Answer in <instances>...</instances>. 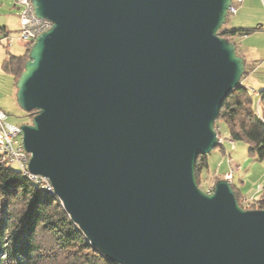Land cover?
<instances>
[{
	"label": "water",
	"instance_id": "95a60500",
	"mask_svg": "<svg viewBox=\"0 0 264 264\" xmlns=\"http://www.w3.org/2000/svg\"><path fill=\"white\" fill-rule=\"evenodd\" d=\"M231 2L31 0L52 26L15 84L27 169L115 264H264V209L194 176L245 73Z\"/></svg>",
	"mask_w": 264,
	"mask_h": 264
},
{
	"label": "trees",
	"instance_id": "16d2710c",
	"mask_svg": "<svg viewBox=\"0 0 264 264\" xmlns=\"http://www.w3.org/2000/svg\"><path fill=\"white\" fill-rule=\"evenodd\" d=\"M259 29L226 28L223 25L218 34L232 42L233 38L249 36ZM30 47L31 44H27L21 56H12L3 63V69L14 77L15 84L24 70ZM246 75L245 69L240 85L225 98L214 130L220 139L217 123L222 119L229 141L245 142L249 155L264 160V89L255 97L253 91L242 84ZM24 116L30 122L32 114L24 113ZM216 147L223 150V144ZM207 159L208 155L196 157L194 176L203 192H207L203 181L211 180V193L213 185L224 178L215 173L208 174ZM232 190L242 209H264V186L257 198H250L248 206L241 203L243 195L234 187ZM0 264L115 263L90 244L55 195L45 192L20 171L0 163Z\"/></svg>",
	"mask_w": 264,
	"mask_h": 264
},
{
	"label": "rangeland",
	"instance_id": "374dc122",
	"mask_svg": "<svg viewBox=\"0 0 264 264\" xmlns=\"http://www.w3.org/2000/svg\"><path fill=\"white\" fill-rule=\"evenodd\" d=\"M1 6H9V9L13 10V0H0ZM14 11L17 15L15 9ZM17 18L18 25L19 17ZM236 20H239V17L236 18V16L228 14L225 26H234ZM16 35L17 32L12 33V37H16ZM237 41L240 42L241 48L251 55V64L260 67L254 75H250L248 80L245 81V85L253 88L255 86L254 81L257 82V79L264 78V31L242 39L237 38ZM16 42H13L12 53L21 55L25 50L24 43L17 44ZM262 85L255 87L261 91L264 89ZM15 94L16 91L14 95L12 94L10 85L0 84V111L6 115L8 123L20 126L29 123V120L19 109ZM217 126L219 127L220 139L223 141V150L221 151L216 147L207 154L208 174L215 173L220 177H224V174L229 175L230 184L235 190L248 198H257L258 193L264 186V160L249 155L248 145L245 142H233L232 148L227 137V127L224 121L220 119ZM211 183V180H206L203 181L202 185L209 190L212 187Z\"/></svg>",
	"mask_w": 264,
	"mask_h": 264
},
{
	"label": "built area",
	"instance_id": "2783aa9c",
	"mask_svg": "<svg viewBox=\"0 0 264 264\" xmlns=\"http://www.w3.org/2000/svg\"><path fill=\"white\" fill-rule=\"evenodd\" d=\"M243 0H232L228 14L236 13V6L242 3ZM262 2L264 0H261ZM14 6L17 8L19 17V28L16 37H12L11 33H7L0 29V43L11 47L13 42H21L32 44L38 36L48 31L52 24L48 20L38 18L31 3V0H13ZM255 97L258 93L253 92ZM219 145L223 144L221 139H218ZM233 148V142L229 141ZM29 155L25 152L21 144V130L18 125L10 124L6 121V115L0 112V163L6 167L14 168L25 176L29 181L37 183L40 187L50 195H54L49 181L45 177L33 176L28 172L27 166ZM225 180L230 183V176L226 175ZM211 189L207 190L210 193ZM250 198L242 197L243 205L250 204Z\"/></svg>",
	"mask_w": 264,
	"mask_h": 264
},
{
	"label": "crops",
	"instance_id": "0c3cea01",
	"mask_svg": "<svg viewBox=\"0 0 264 264\" xmlns=\"http://www.w3.org/2000/svg\"><path fill=\"white\" fill-rule=\"evenodd\" d=\"M14 9L17 12V8L14 6ZM9 9V6H1L0 7V29L6 31L7 33H13L17 32V28H19V23L17 25V20H18V14L14 13L15 11ZM234 16L239 17V20H236L233 24L234 26H226V28H260L259 30L255 31L253 34H258L264 31V1L262 2L261 0H243L242 3L236 6V13ZM252 35V34H251ZM250 36V35H249ZM256 36H261V35H256ZM247 37V36H245ZM245 37H237L239 39L245 38ZM237 38H233L232 42L236 45V51L239 56H241L245 62V69L247 70V75L245 78L242 80V84L245 85V81L248 80V77L250 75H254L260 67L254 66L251 64L252 58L251 55L247 52L244 51L241 48L240 42L237 41ZM17 44L21 42H16ZM27 44L24 43V49H26ZM13 50V44L11 47H7L5 44L0 43V84L2 85H10L12 89V94L14 95V92L16 91L15 88V80L14 77L6 72L3 69V63L4 61L8 60L12 56H21V55H15L12 53ZM25 51V50H24ZM262 81V82H260ZM255 82V86L257 85H262L264 83V78L257 79V82ZM248 87L247 85H245ZM253 86V88H250L253 92L258 93L259 90ZM264 84L262 85V87ZM2 112V111H0ZM3 113V112H2ZM226 174H224L225 179ZM244 197V195H243Z\"/></svg>",
	"mask_w": 264,
	"mask_h": 264
}]
</instances>
